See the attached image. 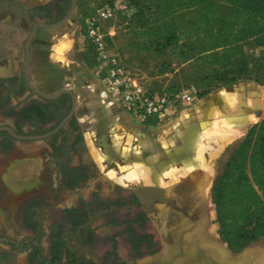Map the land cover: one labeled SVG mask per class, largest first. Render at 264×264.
<instances>
[{
	"label": "rangeland",
	"instance_id": "1",
	"mask_svg": "<svg viewBox=\"0 0 264 264\" xmlns=\"http://www.w3.org/2000/svg\"><path fill=\"white\" fill-rule=\"evenodd\" d=\"M112 1L114 0H80L81 8L75 7L71 19L61 28L51 30L52 38L48 41L47 58L51 64L48 68L53 69L48 70L47 79L39 77L41 73L36 70L32 73L33 85H37L47 95L55 94L61 89L70 90L76 95L77 120L85 147L77 155L71 156V163L74 165L85 164L89 168L88 176L84 179L83 184L77 185L78 188L61 187L59 167L53 160L51 149L46 147L42 141L32 142L28 145L19 144L18 146L23 148L22 150L26 154L22 157L28 162L26 175L36 174L39 177L46 165L49 168L45 172L46 178L41 179L38 186L34 189L31 188L32 190L11 193L5 187L6 184L4 185L0 180V230L6 235L11 234L9 238L16 241L22 240L25 236L34 238L33 232L23 229L25 226L24 207L33 202H37L33 214V217L37 219V225L33 226L35 227L33 231H36L38 235L42 229L49 231L55 226L62 214V209L76 206L81 201L89 203L94 198L104 201L116 200L119 195L129 196L131 192L140 189L145 184L163 188L179 184L188 176L187 165L196 163L194 158L196 149L199 142H203L207 148L204 154L206 163H204L205 165L196 163L194 170H200L201 173L197 175L198 182L192 186V193H190L193 196L191 199L192 208L199 211V218L195 216L197 224L193 230L194 239L200 244L204 243L209 253L221 250L225 252V259L227 257L237 259L246 254L252 257L254 264H260L256 255L261 253L264 256V239L252 242L240 252L231 250L224 242L219 232L211 191L215 182L223 174L231 155L245 139L250 127L264 119V99L255 93L261 102L257 105L261 110L260 116H252L250 125L238 136L218 142H214L210 138L206 139L207 136L201 141L200 136L203 123L212 125L218 119L217 117L224 113L227 115L230 109L236 105L240 108L241 104V108L243 107L242 103L244 102L240 100L236 105H232L231 99L232 95L241 89V87L239 88L240 84L254 86L264 96L263 79L244 80L232 84L234 86L219 85L212 70H202L192 64H182L174 58L169 50L157 48L150 41L135 39L130 32V26L134 25L136 20L134 11L129 10L103 22V30L107 34H111L109 36L111 46L125 68L148 89L165 92L184 89L193 93L192 100L187 106L176 104L162 120L155 121V123L142 122L113 103L100 76L92 66L94 63L93 52L83 38V17L85 14H92L101 6ZM247 50L250 52L249 48ZM55 73L60 81L58 84L55 81ZM208 88L212 89L208 97L217 93L223 94L224 99L217 102L219 104L217 115L214 113L207 115L208 110L202 108V102L207 96L203 99L199 98V94ZM195 94L196 96H194ZM11 103L16 106V109L21 107L17 101ZM5 120L9 119L1 117L0 123ZM175 128L179 130L177 131ZM205 140H208V143ZM120 153L126 156L122 157ZM12 157L11 155L3 157L0 153V175L7 174L6 169ZM143 168L150 173L144 172V175L139 173ZM21 174L23 173L18 170L16 176L21 177ZM23 178L21 177V179ZM15 189L20 190V187H15ZM195 193L196 195H194ZM178 196L176 199L181 197L184 199L185 196L187 199V183L183 192ZM188 201L190 200L184 201L187 203V210L188 204H190ZM91 206H87L86 211L94 219L91 229L99 241H96L95 246H91L83 245L82 242L75 240L72 242L73 253L88 261H97L98 263L107 258L109 253H112L117 256L115 258L117 264H139L143 258L133 257L130 246H126L121 241L123 238L121 229L123 228L112 226L110 219L98 216L99 209ZM162 213L163 210L160 209L152 214L149 213V216L154 217H150L145 222V230H143V232H153L157 240L162 239V236L158 230L155 231L154 223L155 221L163 222L159 220ZM127 215L126 209L119 212V216L122 218ZM184 228H187V225ZM116 234L119 239L118 244L107 241ZM185 237L186 241L187 238L191 240L187 234ZM156 248H158V252L163 250V246H157L154 249ZM1 251H4L3 247H0ZM147 257L151 256L144 258ZM31 260L25 252L11 253L10 262L6 264H33Z\"/></svg>",
	"mask_w": 264,
	"mask_h": 264
},
{
	"label": "flooded vegetation",
	"instance_id": "2",
	"mask_svg": "<svg viewBox=\"0 0 264 264\" xmlns=\"http://www.w3.org/2000/svg\"><path fill=\"white\" fill-rule=\"evenodd\" d=\"M79 1L80 0H0V118L9 119L8 121L5 120L1 122L0 128H10L20 137H37L51 134L42 142L52 151V155L54 156L53 160L58 164L57 167H59L60 186L64 188H78L79 185L83 184L89 172V168H87L85 164L80 163L74 165L71 163V156L77 155L84 149L83 139L76 145L75 151L72 150L63 157L57 158L55 157L54 143L51 142V140H54V136L58 135V137H56L57 143L55 146H63V148L66 146V148H69L77 141L76 137H78L79 134L82 135L79 125V127L74 130L73 121L75 119L77 120L76 111L69 117L73 110L74 99L67 93H63L55 100L45 99L42 94H47L37 85H33L32 73L36 70V72L38 71V73H41L39 77L47 79L46 75L48 70L53 69L48 68L51 64H49L47 58L48 41L52 38L51 30L61 28V26L64 25V21L68 22L73 16L75 7ZM57 77L55 73V81L58 84L60 81ZM12 101H17V104H20L21 107L16 109V106H13L11 103ZM33 108L44 110L46 116L48 110H52L57 113H65V117L63 119L59 117L52 120L50 123L41 121L38 125L42 130L38 131L32 119H25L22 117L25 112L31 111ZM56 124L57 127L51 130ZM48 129H50V132H47ZM0 133L8 134V137L0 135V153H2L3 157L13 156L6 171L10 170L12 172L11 177L14 179L16 178L17 183L18 181L23 183H21V186H16L17 184H15V187H20V190H17L12 186L8 187L5 185L4 178H9L5 174L6 177L0 175V180L11 193H15L14 191H26L31 188H36L41 179L46 178L45 172L49 167L46 165L39 177L36 174L26 175L28 162L22 157L26 154L25 151L22 150L23 148L18 146L19 144L28 145L36 141L19 140L5 130H0ZM65 139L69 140V142H64ZM11 169H16V172ZM18 170L23 173L21 177L26 179H21V177L16 176ZM73 170H77L83 179L76 180L77 182L73 183L75 181V177H73L74 175L72 174ZM152 186L161 189L166 188L145 184L140 189H135L129 196L119 195L116 200L104 201L100 198H94L89 203L81 201L80 204L76 206L65 207L62 209V214L56 221L55 226L49 229V231L48 229H42L41 233L38 235L36 231H33L35 230L33 226L37 225V219L33 217L34 206L37 202H33L30 205L26 204L23 210L25 216V226L23 229L31 233L33 232L35 237L31 238L30 236H25L22 240L16 241L9 238L11 234L6 235L0 230V247L4 248V251L0 252V264L10 262L11 253L21 254L24 252L27 253L30 260L32 259L31 263L33 264H68L69 261H73V254L69 256L67 254V249L73 245L72 242L78 240L82 242L81 244L83 245L95 246L97 244L96 241H99L94 233L91 235V232L88 231V229L93 231L91 229V224L94 221L86 211V208H88L87 206L90 205H92L91 207L95 206L96 209H99L98 216H104L110 219V222L113 219L123 222L124 224L119 225L123 228L121 229L122 231H126L128 228L126 222L135 220L136 222L132 224L134 230H136L139 235L146 234L151 236V240L146 241L143 245L151 246L150 251L152 254L146 256L155 255L159 250L158 248H154L163 246L164 242L163 239L157 240L153 232H143V230H145V222H147L150 217H154L152 215L149 216V213L152 214V212L159 209L163 210L162 214L168 217L166 223L169 225L174 221H172V219H175L174 216H170L173 213L180 214L187 221V203H181L184 200L181 199L179 201L181 207H176L175 204L178 203V199H176L175 196L173 200V198L167 196L165 193L150 189L149 187ZM9 188L13 189V191ZM42 201L45 203L43 199ZM122 209L128 211V215L124 218L119 216V212ZM193 217L192 219L195 220V216ZM159 220H161V216ZM156 223L159 222L155 221L154 223L155 231L157 232ZM179 229L182 228L179 227ZM122 235L123 238L121 241L123 244L130 246L128 234L124 233ZM67 237L72 238L69 240ZM107 241L112 244H118L119 239H117V234L113 235ZM63 243H66L64 248L62 247ZM76 256L77 259H83L91 264H117L115 260L117 257L116 254H109L107 258H104L103 261L99 263L97 261H88L79 257L77 254ZM78 264L81 263L78 262Z\"/></svg>",
	"mask_w": 264,
	"mask_h": 264
},
{
	"label": "trees",
	"instance_id": "3",
	"mask_svg": "<svg viewBox=\"0 0 264 264\" xmlns=\"http://www.w3.org/2000/svg\"><path fill=\"white\" fill-rule=\"evenodd\" d=\"M128 2L136 20L130 26V32L138 41H150L157 48L169 50L182 64L212 70L216 82L222 86L253 78L264 81V53L261 56L246 53L247 46H251L253 50H264V0ZM87 15L83 17V28ZM93 59L92 66L95 67L94 52ZM211 91L210 88L204 90L199 98L205 97ZM22 117L32 119L34 126L41 131L42 128L38 125L41 121L50 123L59 117L63 119L65 113L48 110L46 116L44 110L33 108ZM73 126L74 130L79 127L76 119ZM0 135L8 137L7 133ZM54 137L51 142L54 143L56 158L75 151L76 145L82 140V135L79 134L71 147L63 148L55 146L58 135ZM64 142L68 143L69 140L65 139ZM72 172L75 177L73 183L83 179L77 170ZM211 200L220 235L231 250L240 252L252 242L264 239V119L250 127L245 139L231 155L223 174L212 188ZM135 222H126L128 228L121 234L129 236L131 255L142 258L152 254L151 246H143L146 241L151 240V236L139 235L132 226ZM121 224L124 223L115 219L111 221L112 226ZM88 231L93 234V231ZM65 244H62L63 248ZM72 248L67 249L68 256L73 254L74 257L68 264H91L77 259Z\"/></svg>",
	"mask_w": 264,
	"mask_h": 264
},
{
	"label": "built area",
	"instance_id": "4",
	"mask_svg": "<svg viewBox=\"0 0 264 264\" xmlns=\"http://www.w3.org/2000/svg\"><path fill=\"white\" fill-rule=\"evenodd\" d=\"M129 10L130 3L126 0H114L113 4L101 6L85 18L83 38L94 52L96 60L94 68L113 103L142 122L160 121L176 104L187 106L192 100L193 93L184 89L173 92L148 89L125 68L111 46L109 40L111 34L103 30V22ZM250 50V54L257 56L256 50Z\"/></svg>",
	"mask_w": 264,
	"mask_h": 264
},
{
	"label": "water",
	"instance_id": "5",
	"mask_svg": "<svg viewBox=\"0 0 264 264\" xmlns=\"http://www.w3.org/2000/svg\"><path fill=\"white\" fill-rule=\"evenodd\" d=\"M66 23L67 22L64 21L63 24L65 25ZM63 93L71 95L74 99L73 110L69 116L71 117L78 106L74 92L62 89L56 94H42V96L48 100H55ZM252 115H254L255 117H259L260 111H253L252 113L245 111L243 114L231 117V121H234V123H242V128L245 130L250 125L249 117ZM0 130L9 132L12 136L19 140L44 141V139H47L48 136L51 135L49 134L37 137H20L17 136L10 128H0ZM200 173V170H194L193 172L188 174L187 178L185 180H182L181 183L175 184L165 189H161L155 186L149 188L155 190L156 192L159 191L160 193H165L167 196H170L174 200V196L177 198V196L183 192L186 183L187 193H192V186L198 182L197 179L199 177H197V175H199ZM192 198L193 196L188 194L187 199L190 200L188 201V203L190 204H188L187 221L180 214L173 213L170 216H174L175 219L171 218L172 221H174L169 225L166 223L168 217L164 214L161 215V220L163 222L156 223V225L157 230L162 236L164 242L163 250L151 257L143 258L139 264H186V262L187 264H254L252 257L246 254L241 255L237 259H233L230 257H228L227 259H220L217 258V255L214 252L209 253V251H207L203 246H201L199 242L195 240L193 244L187 243V241L185 240L186 234L188 235L193 233L194 227L197 224L196 219L194 220L192 218H194L193 216L199 218L198 209L192 208ZM181 199L183 198H178V203L176 202L177 204H175L176 207H181V203H184V201L186 200V196L185 199L181 203H179ZM185 225H187V228H184ZM179 227L183 228L179 229ZM164 235L167 237L170 235L171 240L165 241Z\"/></svg>",
	"mask_w": 264,
	"mask_h": 264
},
{
	"label": "crops",
	"instance_id": "6",
	"mask_svg": "<svg viewBox=\"0 0 264 264\" xmlns=\"http://www.w3.org/2000/svg\"><path fill=\"white\" fill-rule=\"evenodd\" d=\"M80 2V1H79ZM76 8L77 9H80L81 8V4L80 3H78L77 5H76ZM71 19V18H70ZM69 19V20H70ZM247 48H249V49H252V47L251 46H247L246 47V53L247 54H249V51L247 50ZM251 51V50H250ZM60 52H62V51H60ZM256 52H257V56H261L262 55V53H264V50L262 49V48H257L256 49ZM232 86H234V85H232ZM241 87V89H239L238 91H237V93H236V95L238 96L237 98H235V96L234 95H232L233 97L231 98L232 99V102H233V104L232 105H236V103H238V102H240L239 101V99L241 100V102H244L243 103V109L246 111V112H250V113H252L253 111H258L259 109H258V107H257V105H259V103H261L260 102V100L257 98V96L255 95V93H258V95H260V97H261V99H264V96L263 95H261V93H260V91L256 88V87H254V86H251V85H249V84H240V86H239V88ZM243 92V93H242ZM207 96V97H206ZM205 97V99L203 100V102L204 101H207L206 103H203L202 102V108H204V109H207L208 111H207V115H210V113H214V114H218V101L219 100H223L224 98H223V94L221 95L220 93L218 94H216L215 96L214 95H210L209 97H208V95H206ZM218 98H217V97ZM243 96V97H242ZM234 99V100H233ZM209 100V101H208ZM225 101V100H224ZM210 102V103H209ZM214 103V104H213ZM235 107H233V109H234ZM214 109H216V110H214ZM236 110L237 109H239L238 107H237V105H236V108H235ZM232 110V108L230 109V112L229 113H227V114H230V113H233V112H236V110ZM260 112H261V110H259ZM225 114V113H224ZM224 114H222V115H220L219 116V119H217V120H215L214 122H213V127H212V125H211V127H209L210 126V124L211 123H203L202 124V133L201 134H203L204 132L203 131H205V130H207L208 132L209 131H213L217 126H218V124L217 123H219V121H220V119L221 118H224ZM243 114V113H242ZM252 116H254V115H252ZM252 116H250L249 117V121L251 122V120L253 119L252 118ZM216 118V117H215ZM218 118V117H217ZM219 120V121H218ZM217 122V123H216ZM206 126V127H205ZM207 127H209V128H207ZM206 133L205 132V136H207V135H209V133ZM213 133H215V132H213ZM217 134V133H216ZM210 135H211V132H210ZM208 137H206V139H207ZM196 153H197V149H196ZM195 156H196V154H195ZM195 159H196V157H195ZM196 163L199 165L200 164V162L198 163V159H196ZM196 163H190V164H188V165H190V166H195L196 167ZM193 164V165H192ZM187 165V170H188V168H189V166ZM12 170V169H11ZM12 171H14V172H16V169H14V170H12ZM12 172L9 170V171H7V174H5L7 177H9V178H7V179H5L4 178V183L6 184V186H8V187H10V186H12L14 189H15V184H17V185H19V186H21L22 184L21 183H23V182H20V181H18V183H17V181H16V178L14 179V178H12L11 176H12V174H11ZM188 174L190 173L189 171L187 172ZM187 174V175H188ZM4 175V176H5ZM5 176V177H6ZM9 189H11V188H9ZM12 190V189H11ZM187 236H189L190 238H191V240H188L187 239V243H189V244H193L194 243V238H195V233L193 232V233H191V234H188ZM201 246H203L207 251H208V248H207V246L204 244V243H202L201 244ZM216 251V250H215ZM220 251V250H219ZM222 252V251H221ZM222 253H224V252H222ZM215 254L217 255V257L219 256L220 257V254H219V252L218 251H216L215 252ZM218 257V258H219ZM221 258V257H220Z\"/></svg>",
	"mask_w": 264,
	"mask_h": 264
},
{
	"label": "bare ground",
	"instance_id": "7",
	"mask_svg": "<svg viewBox=\"0 0 264 264\" xmlns=\"http://www.w3.org/2000/svg\"><path fill=\"white\" fill-rule=\"evenodd\" d=\"M243 93V92H242ZM216 95V94H215ZM214 95V96H215ZM235 96V98H237L238 96L235 94L234 95ZM258 96V95H257ZM217 97V96H216ZM243 97V96H242ZM218 98V97H217ZM234 100V99H233ZM209 101V100H208ZM239 101H240V99H239ZM262 101V100H261ZM207 101H204L203 103H206ZM263 102V101H262ZM210 103V102H209ZM214 104V103H213ZM243 104V103H242ZM260 104V103H259ZM203 106V105H202ZM240 106V108L239 109H235L236 108V106H235V110H236V112H233V113H230V114H227V115H224V118H221L220 119V121H219V123H217L218 124V126L212 131H207V130H205V131H203L204 133L203 134H201V136H200V140L202 141L203 140V138H205V132L207 133H209V135H207V137L208 138H210V139H213L212 141H214V142H218L219 140H222V141H224V140H226V139H231V138H233V137H236V136H238L244 129L242 128V123H238V122H235L234 123V121H231V117H233V116H237V115H240V114H242V113H244L245 111L241 108V104L239 105ZM233 108H232V110H234ZM205 114V113H204ZM218 119H219V117H218ZM208 120V119H207ZM245 122H246V120H245ZM250 122V121H249ZM183 123V122H182ZM208 124V123H207ZM206 127V126H205ZM209 127H211V124H210V126ZM209 127H207V128H209ZM212 127H213V123H212ZM214 128V127H213ZM176 129V128H175ZM177 130V129H176ZM179 130V129H178ZM177 130V131H178ZM210 132H211V135H210ZM213 132H215V133H213ZM217 133V134H216ZM211 136V137H210ZM172 138H174V136H171ZM176 137H177V135H176ZM219 138V139H218ZM170 140H172V139H170ZM184 140V139H183ZM169 141V140H168ZM198 141V140H197ZM205 141H207V143H208V140H205ZM211 141V142H212ZM210 142V143H211ZM168 143V142H167ZM207 143H205L206 145H208ZM217 144V143H216ZM191 146H193V145H191ZM109 147V146H108ZM178 147V146H177ZM211 149V148H210ZM193 150V149H192ZM211 150H213V148L211 149ZM205 151H207V148L205 147V145L203 144V142H199V145H198V147H197V153H196V159H198V163L200 162V165L201 164H203V165H205L204 163H206L205 162ZM120 152V151H119ZM216 152V151H215ZM123 153V152H122ZM108 154V153H107ZM121 154V153H120ZM157 154V153H156ZM211 154V153H210ZM123 155H125V154H123ZM123 155L121 154V156L123 157ZM174 155V154H173ZM116 156V155H115ZM120 156V155H119ZM126 156V155H125ZM104 157H105V155H104ZM118 157V156H117ZM194 157V158H195ZM103 158V157H102ZM125 158V157H124ZM127 159V158H126ZM148 159V158H147ZM146 161V160H145ZM148 161V160H147ZM146 161V162H147ZM156 161V160H155ZM188 163H190V162H188ZM191 165V164H190ZM190 165H188L189 166V168H188V170L187 171H193L195 168V166H190ZM193 165V164H192ZM207 165V164H206ZM155 167V166H154ZM144 169V168H143ZM143 169H141V171L139 172V173H141L142 175H144L145 173H150V172H147V170H143ZM145 172V173H144ZM139 173H137V174H139ZM133 174H135L136 175V173L135 172H133ZM132 174V175H133ZM134 176V175H133ZM148 176V175H147ZM142 177V176H141ZM131 178H132V176H131ZM135 178V177H134ZM133 178V179H134ZM138 178V177H137ZM139 179V178H138ZM144 179V178H143ZM132 180V179H131ZM202 193V192H201ZM205 193V192H204ZM188 194H190V193H188ZM203 194V193H202ZM194 195H196V193L194 194ZM192 196V195H191ZM205 196V195H204ZM179 197V196H178ZM184 197V196H183ZM196 198V197H195ZM199 198V197H198ZM202 198H203V196H202ZM201 198V199H202ZM184 199H185V197H184ZM187 200V199H186ZM203 200V199H202ZM164 238H165V241H168V240H171L170 239V235L167 237V236H165L164 235ZM186 239V238H185ZM188 239V238H187ZM207 242V241H206ZM207 243H209V242H207ZM216 247V246H215ZM214 247V248H215ZM212 248V247H211ZM217 248V247H216ZM217 249H219V247L217 248ZM218 252H219V254H220V257L221 258H223V259H225V252L224 253H222L221 252V250L219 251V250H217ZM213 252V251H212ZM214 252H216V251H214ZM228 254V253H227ZM229 255V254H228ZM219 257V256H218ZM217 257V258H218ZM219 257V258H220ZM256 257H257V259L260 261V264H264V256L260 253V254H257L256 255ZM228 258V257H227ZM226 258V259H227ZM186 264H187V262H186Z\"/></svg>",
	"mask_w": 264,
	"mask_h": 264
}]
</instances>
